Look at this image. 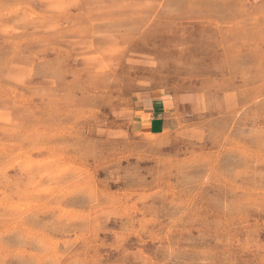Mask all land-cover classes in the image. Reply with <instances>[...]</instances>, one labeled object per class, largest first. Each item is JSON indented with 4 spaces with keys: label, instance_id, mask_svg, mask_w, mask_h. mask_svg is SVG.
I'll return each mask as SVG.
<instances>
[{
    "label": "rangeland",
    "instance_id": "obj_1",
    "mask_svg": "<svg viewBox=\"0 0 264 264\" xmlns=\"http://www.w3.org/2000/svg\"><path fill=\"white\" fill-rule=\"evenodd\" d=\"M0 111V264H264V0H0Z\"/></svg>",
    "mask_w": 264,
    "mask_h": 264
},
{
    "label": "crops",
    "instance_id": "obj_2",
    "mask_svg": "<svg viewBox=\"0 0 264 264\" xmlns=\"http://www.w3.org/2000/svg\"><path fill=\"white\" fill-rule=\"evenodd\" d=\"M144 114L150 115L145 118L143 113L139 117V128L141 131L158 135L170 126L174 112L166 105L165 101L152 102L142 108Z\"/></svg>",
    "mask_w": 264,
    "mask_h": 264
},
{
    "label": "bare ground",
    "instance_id": "obj_3",
    "mask_svg": "<svg viewBox=\"0 0 264 264\" xmlns=\"http://www.w3.org/2000/svg\"><path fill=\"white\" fill-rule=\"evenodd\" d=\"M84 1V0H83ZM146 3V2H145ZM156 3V2H155ZM125 4V3H124ZM151 5V4H150ZM213 10V9H212ZM225 15V14H224ZM222 19V18H221ZM41 22V21H40ZM47 30V29H46ZM108 52V51H107ZM105 53V52H104ZM36 54V53H35ZM110 54V53H109ZM108 54V55H109ZM98 56V55H97ZM33 69V68H32ZM18 83V82H17ZM89 89V88H88ZM147 90V89H146ZM213 99V98H212ZM19 100V99H18ZM18 103V102H17ZM214 105V104H213ZM93 107V106H92ZM1 112V111H0ZM8 112V111H7ZM190 128V127H189ZM200 128V127H199ZM191 129V128H190ZM196 130V129H195ZM40 131V130H39ZM183 131V130H182ZM47 136V135H46ZM45 140V139H44ZM44 143V142H43ZM31 148V147H30ZM6 162V161H5ZM74 179V178H73ZM48 194V193H47ZM48 196V195H46ZM37 200V199H36ZM13 203V202H12ZM12 205V204H11ZM23 205V204H22ZM26 205V204H25ZM8 210V209H7ZM13 212V211H12ZM11 213V212H10ZM7 214V213H6ZM8 216V215H7ZM11 216V215H10ZM9 218V217H7ZM16 251V250H15ZM76 252V251H75ZM78 252V251H77ZM34 253V252H33ZM63 255V254H62Z\"/></svg>",
    "mask_w": 264,
    "mask_h": 264
}]
</instances>
